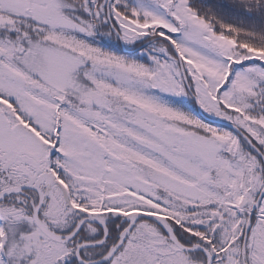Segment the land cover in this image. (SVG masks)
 Listing matches in <instances>:
<instances>
[{
    "label": "snow or ice",
    "instance_id": "obj_1",
    "mask_svg": "<svg viewBox=\"0 0 264 264\" xmlns=\"http://www.w3.org/2000/svg\"><path fill=\"white\" fill-rule=\"evenodd\" d=\"M0 264H264V0H0Z\"/></svg>",
    "mask_w": 264,
    "mask_h": 264
}]
</instances>
